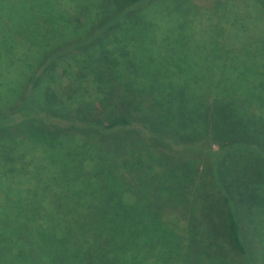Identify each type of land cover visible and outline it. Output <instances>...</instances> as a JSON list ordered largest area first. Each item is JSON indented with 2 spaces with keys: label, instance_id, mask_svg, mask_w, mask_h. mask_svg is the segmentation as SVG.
Wrapping results in <instances>:
<instances>
[{
  "label": "trees",
  "instance_id": "16d2710c",
  "mask_svg": "<svg viewBox=\"0 0 264 264\" xmlns=\"http://www.w3.org/2000/svg\"><path fill=\"white\" fill-rule=\"evenodd\" d=\"M18 1L38 3L28 10L30 36L43 46L60 43L32 70L30 88L0 112V264H220L223 247L255 264L240 216L264 206V99L255 92L239 98L238 77L225 71L237 47L264 63V43L239 24L229 23L234 30L226 33L228 11L239 16L236 0H61L51 3L54 10L44 4L47 12L39 0ZM196 21L214 34L207 49L218 74L207 91L194 77ZM0 37L10 64L16 49L35 45L11 26ZM57 60L60 67L70 61L64 76L77 80L47 87ZM29 119L42 139L78 136L91 139L92 149L103 143L102 157L89 153L72 177L63 172L59 200L36 196L33 182L29 197L14 194L21 185L9 175L21 159L12 157L10 140ZM150 148L167 150L170 159L147 155ZM82 172L87 179L80 181ZM97 196L118 210L89 214ZM131 196L139 199L134 215ZM81 205L85 216H73ZM21 208L26 215L13 216Z\"/></svg>",
  "mask_w": 264,
  "mask_h": 264
},
{
  "label": "rangeland",
  "instance_id": "374dc122",
  "mask_svg": "<svg viewBox=\"0 0 264 264\" xmlns=\"http://www.w3.org/2000/svg\"><path fill=\"white\" fill-rule=\"evenodd\" d=\"M39 0L40 8L46 10L48 7L50 10H54L55 5L51 3H57L61 0ZM152 1V0H151ZM199 4L210 6L214 0H195ZM224 3H229V0H223ZM24 4H20L18 0H0V32L2 30L8 29L10 26L12 30L19 31L22 36L27 39L26 41L33 44L35 40V45L29 47V50H19L16 49L12 55V63H8V57L4 58L3 49H0V112H8L10 108V103L16 101L17 98L22 95V92H26L30 88V75L32 70L40 62L47 53L49 48H57L60 43V40H56L48 46H43L41 43L42 39H37L30 36L29 27L32 25V22L28 16L29 7H35V5H29L26 1ZM45 4V6H44ZM234 6L237 7L238 17H234V13L229 17H226L227 23L223 24L226 29V25L229 28V23L233 26L238 24L247 29V33L250 36L258 38V42L264 43V0H236ZM236 19V20H235ZM214 20L209 18L207 24L210 27H213ZM171 25V23H169ZM191 26V39L198 44L201 49L193 53L194 55V65L195 72L194 77L198 80V84H202L204 91L210 89L211 83L215 80L218 70L214 61V54L209 53L207 45L212 37H214L213 31L210 34L209 30L206 28L203 23L195 22V24H190ZM236 28V27H235ZM234 29H227L226 33L231 36V33ZM50 34L45 36L40 35L41 38L48 39ZM1 38V37H0ZM232 40V38H231ZM229 42V40H228ZM195 48L198 50V46L195 45ZM75 48H71L69 51L70 55L74 54ZM236 49V48H235ZM237 55L230 56L227 58L228 71H225L227 77H238L235 79V84L233 85L234 90H237L239 93V98H245L252 96V93L255 92L258 98L264 99V74L260 72L264 71V63L257 59V53L253 52V57L251 52L243 51L241 48L237 47ZM193 52V51H191ZM5 54V53H4ZM8 55H10L8 53ZM263 59V57H261ZM264 60V59H263ZM30 63H32L31 68H29ZM62 61H54L53 65L55 67L54 74L48 76L45 80V86L55 87L56 83H67L69 80L75 82L77 78L70 74L67 79L64 75L63 68L69 69L67 64H71L70 61L64 62L63 66L60 67ZM41 69V68H40ZM76 68H72V71H76ZM234 81V80H233ZM55 83V85H54ZM23 89V90H22ZM233 90V91H234ZM212 98H210L211 100ZM124 106V104H123ZM125 107V106H124ZM25 123L21 126L16 127L15 135L10 140L13 144L12 148V157L14 159L20 158L21 161L18 164L13 166V171H11L9 177L14 182H20V187L13 191L14 194H17L20 197L27 198L30 196L32 183L35 185L36 196H44L48 200H59V194H57V184L63 183L64 179L62 178L63 172H66L70 177L73 176L72 167L76 163H79L87 159L90 153V157L96 156L98 159L102 157L101 148L103 143H97L98 149H92L91 145L94 144L91 139L84 140L78 136H56L47 138L40 137L37 132V121L30 120L24 121ZM180 136H178L179 138ZM186 137V136H185ZM203 143H208L205 139H202ZM132 146V145H131ZM208 146V144H207ZM215 149V147H214ZM133 150V149H131ZM147 155L153 156L157 160H162L166 157L169 160V155L167 150L155 148L146 149ZM130 150H124V153ZM136 149L134 150V152ZM174 152V151H172ZM175 153L184 154V150L175 151ZM88 156V157H87ZM241 160L248 159V154L243 153ZM136 160V156H133ZM186 160L193 161L198 165L204 166L206 161L203 158L189 157L184 156ZM64 166L62 170L61 166ZM86 171V170H85ZM200 170L198 173L200 174ZM87 179V172H82L80 176V181ZM54 183V184H53ZM24 184V185H23ZM47 185L48 188L45 189ZM55 194V195H54ZM264 196V191H263ZM94 206L91 210H88L89 214L96 215L103 212H112L118 210L114 205L109 206L105 203V198L101 196L96 197ZM41 206V211H46V206L48 205L47 201L41 200L39 202ZM157 204V203H156ZM3 206V202H0V209ZM139 199L135 196H131V215H134L138 211ZM196 207V205H194ZM65 207L60 208L61 211L68 212V209ZM21 213H12L13 216L20 214L26 215V210L21 208ZM84 206H78L71 210L73 216L79 213H82L85 216ZM199 215V214H198ZM242 227L244 230L245 237L252 244V251L254 257L257 259L255 264H264V206H257L254 212H249L248 210H243V214L240 216ZM86 220V218H85ZM192 226L196 229V224L191 223ZM142 225H139L141 228ZM89 227V224L88 226ZM131 230H133V225L131 224ZM219 244H222L219 241ZM224 244V243H223ZM220 250V249H219ZM262 252V253H261ZM218 255V254H217ZM222 261L220 264H246V261L242 257L235 256L228 247H223L222 255L219 256ZM154 261L146 262L147 264H160L156 258H153ZM229 261V262H228ZM163 264V263H161Z\"/></svg>",
  "mask_w": 264,
  "mask_h": 264
}]
</instances>
